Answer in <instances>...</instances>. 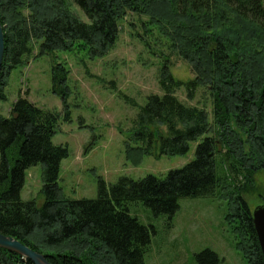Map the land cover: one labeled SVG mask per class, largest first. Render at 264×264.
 <instances>
[{"label": "trees", "instance_id": "trees-1", "mask_svg": "<svg viewBox=\"0 0 264 264\" xmlns=\"http://www.w3.org/2000/svg\"><path fill=\"white\" fill-rule=\"evenodd\" d=\"M67 2L0 0L5 34L0 102L7 100L6 72L28 62L37 43L39 56L70 53L81 43L92 59L103 58L118 42L120 21L131 12L145 14L167 35L172 52L191 64L195 77L178 80L165 64L163 94L150 95L140 107L134 139L139 146L129 147L128 158L138 166L146 156H184L191 143L207 137L195 160L165 179L124 177L109 187L101 181L96 199L72 200L59 185L62 161L69 157L67 146L53 143L59 115L21 95L9 118L0 115V233L46 254L52 264H145L156 231L130 214L131 204L142 202L172 221L180 199L220 196L229 200L225 221L235 247L248 264H264L244 197L264 172V0H72L88 22L72 14ZM52 74L53 92L70 121L69 73L58 64ZM181 88L191 100L206 88L211 113L182 102L176 94ZM36 165L43 167L41 206L21 199L26 171ZM197 260L220 264L210 250ZM0 264L34 263L0 249Z\"/></svg>", "mask_w": 264, "mask_h": 264}, {"label": "rangeland", "instance_id": "rangeland-1", "mask_svg": "<svg viewBox=\"0 0 264 264\" xmlns=\"http://www.w3.org/2000/svg\"><path fill=\"white\" fill-rule=\"evenodd\" d=\"M158 1L165 4L166 0ZM67 3L72 14L88 22L72 0ZM152 22L149 15L129 13L120 21L118 42L103 58L92 59L81 43L70 53L39 56V42L28 62L6 72L7 100L0 102V115L9 118L21 95L38 108L59 115L53 143L69 149L59 178L67 198L94 200L101 181L109 187L124 177L136 181L148 176L165 179L169 172L195 160L197 146L207 137L191 143L190 152L184 156H146L138 166L128 158L129 147L139 146L134 139L140 107L146 105L150 95L163 94L159 81L165 64L178 80L186 82L195 77L191 64L172 52L169 38ZM58 64L69 73L70 121H65L62 98L53 92L52 73ZM176 94L185 104L211 113L212 100L206 88L200 89L193 100L188 98L186 88ZM124 96L135 100L137 106L129 104ZM221 172L218 165V174ZM43 185L42 165L29 168L22 201L36 200L41 206ZM244 197L252 211L264 206V172L256 175L255 189ZM228 203V198L220 196L182 198L172 221L165 215L155 216L142 202L131 204L130 214L156 231L145 264H200L197 256L206 250L216 253L220 264H248L235 247V235L225 221Z\"/></svg>", "mask_w": 264, "mask_h": 264}, {"label": "water", "instance_id": "water-1", "mask_svg": "<svg viewBox=\"0 0 264 264\" xmlns=\"http://www.w3.org/2000/svg\"><path fill=\"white\" fill-rule=\"evenodd\" d=\"M4 56L5 34L4 28L0 21V75L2 72ZM253 222L264 259V206L257 207L253 211ZM0 249H5L7 251L16 253L23 258L32 261L34 264H52L46 255L38 253L13 237L4 235L2 233H0Z\"/></svg>", "mask_w": 264, "mask_h": 264}]
</instances>
